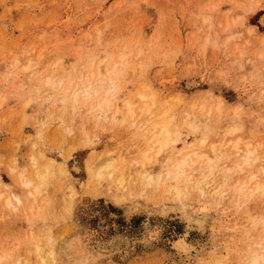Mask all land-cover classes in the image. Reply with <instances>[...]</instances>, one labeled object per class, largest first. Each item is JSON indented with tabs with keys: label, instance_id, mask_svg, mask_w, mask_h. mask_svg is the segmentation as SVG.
<instances>
[{
	"label": "rangeland",
	"instance_id": "rangeland-1",
	"mask_svg": "<svg viewBox=\"0 0 264 264\" xmlns=\"http://www.w3.org/2000/svg\"><path fill=\"white\" fill-rule=\"evenodd\" d=\"M103 62L115 66L112 110L129 100L144 120L140 108L155 95L154 115L172 107L176 150L197 152L185 166L192 185L140 186L129 172L130 182H112L122 163L136 166L149 135L129 115L99 118L87 110L93 99L78 103L58 81L45 84L62 76L73 85ZM248 147L261 161L238 169ZM102 157L111 166L94 177ZM263 166L264 0H0V264H45L51 250L54 264H249L264 250V185L242 196L239 185L253 172L263 184ZM187 215L204 226L191 218L187 229ZM181 236L188 254L175 246Z\"/></svg>",
	"mask_w": 264,
	"mask_h": 264
},
{
	"label": "bare ground",
	"instance_id": "bare-ground-1",
	"mask_svg": "<svg viewBox=\"0 0 264 264\" xmlns=\"http://www.w3.org/2000/svg\"><path fill=\"white\" fill-rule=\"evenodd\" d=\"M117 63V62H116ZM104 64L99 63L98 65V68L97 70L95 71V73H92L90 74V76H83V75H80V80L78 82H76L75 84L73 85H70V86H67L66 83L67 81H65V78L60 76L58 78H55V77H46V82L45 84H54L55 82L58 81L59 85L60 86H64L66 87V91H72L73 92V98L76 100V102L79 103V98H84V99H93V102H92V105L89 106V108L87 109L89 113H92V112H96V115L99 117V118H102V119H109V118H112L115 121H118V120H121V117H124L125 119V116L129 115L131 117V119L133 120V123L132 125L135 126V128H140L141 131H144L145 133H147L149 135V139L147 140V143L149 142L150 144V147L147 148V150H144L140 153H138V156L137 154L135 155L136 158H134V161L136 163V166L132 167H125L126 165L125 164H121V166L118 168V170H116L115 172H109V175L111 178L114 177V175H116V178H114V180L112 181L113 183H117V187L119 185H123L124 183L126 182H130V178L128 179L126 177V173L129 172V175L130 177L132 178L134 175H137L136 178H138L140 180V182L142 184L141 185H144L145 186H151V185H156L160 182L161 178H165L168 182L169 180V183H170V187L169 188H172V183L174 181H177L179 178H182L185 177L187 179H185V183H182L183 185H185L186 187L189 186V185H192L193 184V177L191 176H187L186 175V165L188 164V160L193 156V155H197V152L196 151H192V148L189 149V147L186 149V150H189L185 155H182V148L181 150H176V147L180 141V131L176 130L177 128H175V131H173L171 129V126L173 124V120H174V116L173 114L171 113L173 110H171L169 112V109H171L170 107H168V110H164L159 114V115H154L155 114V111H156V107H158V104L156 103V95L153 99L154 103L152 104H147L145 103L143 106H141V110L143 113L147 114V117L143 120H137V119H134L135 118V114H136V111L134 109V105L133 103H131L129 100H125L126 103H125V108L121 109V108H117L115 110H112L113 109V106H112V103H111V98L107 97L108 93L113 96L115 95L114 92L116 91L117 92V85L115 84V82L113 80H109L108 79V75L113 73L114 72V69H115V66H113V69L111 71H104L105 67L102 65ZM115 64V63H114ZM28 68V67H27ZM107 68V67H106ZM83 78V79H82ZM102 85H105V87L107 88L105 91L104 90H100V88L102 87ZM56 92V91H55ZM55 92L53 93V95H56ZM58 92V91H57ZM51 93V92H50ZM47 94V97L48 98H53L52 94ZM63 93V92H61ZM64 93H66L64 91ZM104 94V95H102ZM52 95V96H51ZM68 94L64 95L61 100L58 99V101L60 100L61 102H63L64 104H66L68 102V97H67ZM71 95V94H70ZM154 95V93H153ZM61 96V95H60ZM69 96V95H68ZM110 96V97H111ZM107 97V98H106ZM114 97V96H113ZM141 97L145 98L147 97V99L150 97H148L147 95H142ZM47 98V99H48ZM55 98V97H54ZM57 98V97H56ZM114 99V98H113ZM57 100V99H56ZM49 102V101H48ZM50 103H52L50 101ZM54 103V102H53ZM157 104V106L155 107V105ZM47 105V104H46ZM45 105V106H46ZM218 109H221L220 105L218 107ZM192 114V113H190ZM210 112H209V116H207L205 118V121L206 122H209L210 120ZM187 117L188 116V113L186 114ZM200 116H203L201 115L200 113ZM199 116V117H200ZM133 117V118H132ZM191 117V115H190ZM192 117H195V116H192ZM126 118H129V117H126ZM197 118V117H196ZM123 119V118H122ZM123 119V120H124ZM194 120V118H192ZM183 123L186 121L185 118L183 119ZM144 121V122H143ZM192 121V120H191ZM189 123L186 124L188 127H192L193 129H199L200 126L198 124L197 121H192ZM187 122V121H186ZM181 123V124H183ZM185 126V125H184ZM179 129V128H178ZM233 128L229 129L228 132L232 131ZM199 131V130H198ZM206 139L204 138V140L202 139L201 142L205 141ZM218 143V142H217ZM216 143V144H217ZM203 144V143H202ZM215 145V144H214ZM146 148V147H145ZM167 150H174L175 152L172 153V156L170 157V163L168 164V168H166V170L163 172V167L160 163V158L165 154V152ZM184 150V149H183ZM191 150V151H190ZM169 152V151H167ZM166 155V154H165ZM164 155V156H165ZM203 155V154H202ZM202 155H199L200 157H204ZM206 156V155H205ZM109 157V156H108ZM261 154L259 153L258 151V148H253L251 149L250 147L247 148L246 152L244 155H242V162L243 164H240L238 166V169H242L243 168V165L245 163H248V162H255V163H259V161H261ZM103 157L100 159L103 161ZM109 159V158H108ZM107 159V160H108ZM105 160V159H104ZM112 159H109L106 163V160L104 162V166L100 167V166H95L96 170H94V166L93 167V170L96 171L93 173V175H95L94 177H103L104 176V169H109L110 168V161ZM133 161V160H132ZM101 162V161H100ZM112 162V161H111ZM98 163V161H97ZM107 164V165H106ZM134 164V163H133ZM131 165V163H130ZM64 166V165H63ZM97 167H100V168H97ZM45 168V167H44ZM47 168V167H46ZM231 168V167H229ZM228 168L227 172L230 170ZM232 169V168H231ZM264 169V166L263 168ZM36 170V173L34 172V174L38 175L39 176V172L37 171L38 169H35ZM61 170V168L59 169ZM47 171V170H46ZM45 171V173H46ZM62 171H65L62 170ZM61 171V172H62ZM110 171V170H109ZM114 171V170H113ZM133 171L134 174L132 173ZM232 171V170H231ZM230 172V171H229ZM44 173V171H43ZM42 173V174H43ZM228 176L230 175L229 173H227ZM43 176V175H42ZM206 176V175H205ZM37 177V176H36ZM41 177V175L39 176ZM110 177H107L109 178L110 180ZM196 178V177H195ZM194 178V179H195ZM206 178V177H204ZM38 179V177H37ZM42 179V178H40ZM40 179H38L39 181H41ZM46 179V178H45ZM99 179V178H98ZM128 179V180H127ZM137 179V181H138ZM201 179V178H200ZM249 180H245V181H242L240 182L241 184L239 185V196H242L245 192V189L249 188L250 184H254V188L255 189H260V188H263V185L264 183L262 184V182H260L258 180V177H257V174L255 172L252 173V176H249L248 178ZM182 180V179H181ZM198 180V179H197ZM207 180H208V177L207 179H201V180H198V182H196L197 184H195L198 188H202V185L203 187H206V183H207ZM111 182V180H110ZM111 182V183H112ZM31 180L29 179H25V184L26 185H31ZM112 183V185H113ZM134 183V181H133ZM132 183V184H133ZM137 183V182H136ZM135 183V184H136ZM144 183V184H143ZM164 183H165V180H164ZM168 183V184H169ZM205 183V184H204ZM40 184V183H39ZM160 184V183H159ZM239 184V183H238ZM110 185V186H112ZM116 185V184H114ZM134 185V184H133ZM138 185V184H137ZM194 185V186H195ZM127 186V185H126ZM138 186V187H140ZM152 186V187H153ZM113 187V186H112ZM116 187V186H115ZM143 187V186H142ZM186 187H184L186 189ZM125 188V186H124ZM127 188V187H126ZM131 188V187H130ZM136 188V187H135ZM150 188V187H149ZM158 188V187H157ZM156 188V189H157ZM37 189V187L35 188V190ZM141 189V187H140ZM166 189V188H165ZM164 187H163V191H165ZM168 189V188H167ZM175 189H179L178 188H175ZM253 189V188H252ZM31 191V195L34 197L35 200H33V204L31 203V206L33 205L34 209L39 206V203L38 204V201H37V196L40 194V190L37 189L36 191ZM126 190V189H125ZM143 190H146L144 187H143ZM154 190V188H153ZM250 190V189H248ZM247 190V191H248ZM170 191V189H169ZM168 191V192H169ZM167 192V191H166ZM130 193V192H129ZM134 193V192H133ZM170 193V192H169ZM128 194V193H127ZM161 194V193H160ZM180 191H176V195L179 197L180 196ZM129 195V194H128ZM175 195V196H176ZM238 195V194H237ZM249 195V194H248ZM126 196V195H125ZM153 196V195H152ZM181 197V196H180ZM15 198L20 201V198L18 197V195H15ZM126 198V197H125ZM119 199V198H118ZM119 201V200H118ZM122 201V200H120ZM8 204H11V201L8 200L7 201ZM41 206V205H40ZM39 208V207H38ZM31 210V208H30ZM166 211H169V209H164ZM33 211V210H32ZM181 214H184L186 215V210L185 209H181ZM182 216V215H181ZM193 217L187 215V219H186V227L187 229H190L193 224L195 223L194 221L196 222H200L199 224H201L200 226H204V222L202 220H195V218H193V220L191 219ZM264 221V220H262ZM260 222V221H259ZM261 223V222H260ZM197 225V224H196ZM257 225V224H256ZM255 225V226H256ZM201 228V227H200ZM263 231H264V228H263ZM259 238V236H258ZM262 240L261 241H264V233H263V236L261 238ZM258 241V240H257ZM76 242V241H75ZM77 245V243H76ZM75 246V244H74ZM175 246L177 248L178 251L182 252V253H186L188 254L189 253V248H191L192 246L189 247V244L188 242L186 241V239L184 237H179V239L177 238L176 241H175ZM258 246V245H257ZM73 247V246H72ZM74 248V247H73ZM75 250L74 251V254L75 252H77L78 254L77 255H74L73 254V257L74 256H77V259H76V263H79L81 262V257L83 256V251L81 250H77V247H75ZM50 251V250H49ZM70 251H72V248L70 249ZM262 251V252H261ZM260 252H254V255L253 257L251 258L252 261H250L251 264H258V262L262 259H264V250H261ZM70 253H73L70 252ZM71 255V254H70ZM82 255V256H81ZM85 256V255H84ZM48 258H43V261H45L46 263L48 262V259H49V262L47 264H54L56 262V252L54 250H51L48 255H47ZM79 257V258H78ZM3 259V258H2ZM250 259V260H251ZM75 261V260H74ZM20 263V260L17 261V264ZM45 263V264H46ZM249 263V264H250ZM219 264H223V263H219Z\"/></svg>",
	"mask_w": 264,
	"mask_h": 264
}]
</instances>
